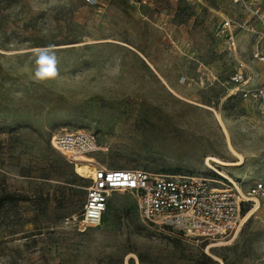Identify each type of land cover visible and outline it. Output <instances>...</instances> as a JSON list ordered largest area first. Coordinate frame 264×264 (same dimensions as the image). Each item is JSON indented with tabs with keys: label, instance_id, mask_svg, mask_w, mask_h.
<instances>
[{
	"label": "rangeland",
	"instance_id": "374dc122",
	"mask_svg": "<svg viewBox=\"0 0 264 264\" xmlns=\"http://www.w3.org/2000/svg\"><path fill=\"white\" fill-rule=\"evenodd\" d=\"M246 14L239 0H0V264H264L257 199L217 241L148 224L129 191L79 229L90 178L51 144L86 129L101 147L90 158L108 168L230 183L206 164L239 159L226 128L242 163L213 165L247 190L264 176L263 105L227 83L242 68L248 89L264 85ZM49 50L58 74L37 79Z\"/></svg>",
	"mask_w": 264,
	"mask_h": 264
},
{
	"label": "built area",
	"instance_id": "2783aa9c",
	"mask_svg": "<svg viewBox=\"0 0 264 264\" xmlns=\"http://www.w3.org/2000/svg\"><path fill=\"white\" fill-rule=\"evenodd\" d=\"M246 16L239 23L247 27L254 41L253 58L264 63V0H239ZM230 26L225 22L223 28ZM231 45L235 39L229 35ZM227 83L236 84L244 97L261 101L264 112V85L251 91L247 88L242 68ZM51 144L75 166L83 156L95 155L101 148L96 133L78 129L59 131ZM86 161L94 167L86 187L85 201L75 225L79 229L101 224L110 198L115 192L133 193L141 218L157 228L180 232L196 242H210L231 235L239 226L242 207L251 199L264 201V176L247 190L239 182L219 177L192 174L154 172L142 168L111 169L95 161Z\"/></svg>",
	"mask_w": 264,
	"mask_h": 264
},
{
	"label": "bare ground",
	"instance_id": "6f19581e",
	"mask_svg": "<svg viewBox=\"0 0 264 264\" xmlns=\"http://www.w3.org/2000/svg\"><path fill=\"white\" fill-rule=\"evenodd\" d=\"M217 117H218L219 121L224 126L223 120L221 119L219 113H217ZM225 132L227 134L228 147H229L231 153H233L234 155H238L239 156V159L237 161H229V160L221 159V158H219L217 156H208V158L206 159V164L209 167L214 168L221 175L225 176L226 178L230 179L231 181H234V180H232V178L230 177V175H228L225 171H223L221 169H218V168H215V166L213 165V162L218 163L219 165H223V166H231V165H236L237 166V165H239V164L242 163L243 156L234 148V145L230 142V139H229L228 132H227L226 128H225ZM81 160H83V162H81L80 164L78 163L77 165H80L81 166L80 169L82 171H85V173H87L89 175V177H90L93 174L94 167L92 165H89L86 161H92V159L88 157L87 160H84V159H81ZM79 172H80V170H79ZM234 182H236V181H234ZM257 207H258V205L256 203L255 207L242 219V222L240 224V227L247 221V219L250 217V215L253 213V211L257 209ZM226 244H229V243L216 244V245H213L212 247L226 245ZM208 252L210 253L209 250H208Z\"/></svg>",
	"mask_w": 264,
	"mask_h": 264
},
{
	"label": "clouds",
	"instance_id": "9594fccd",
	"mask_svg": "<svg viewBox=\"0 0 264 264\" xmlns=\"http://www.w3.org/2000/svg\"><path fill=\"white\" fill-rule=\"evenodd\" d=\"M57 57L54 51L49 50L48 52L39 55L37 58L38 68L35 72L37 79L53 78L58 74L57 70Z\"/></svg>",
	"mask_w": 264,
	"mask_h": 264
}]
</instances>
